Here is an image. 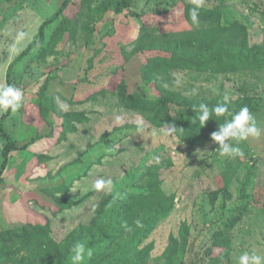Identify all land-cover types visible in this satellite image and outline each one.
Instances as JSON below:
<instances>
[{
	"label": "rangeland",
	"instance_id": "1",
	"mask_svg": "<svg viewBox=\"0 0 264 264\" xmlns=\"http://www.w3.org/2000/svg\"><path fill=\"white\" fill-rule=\"evenodd\" d=\"M64 1L0 0V87ZM121 1L139 17L118 14ZM192 7L73 0L17 64L25 103L5 123L21 149L0 182V264H70L75 243L92 250L106 230L120 237L100 264L264 257V134L240 144L243 158L220 157L211 134L230 117L191 123L199 104L214 108L228 94L231 112L247 106L264 127V0H204L198 27ZM154 51L168 58L147 61ZM204 60L209 68L196 66ZM4 146L0 138V167ZM99 178L113 185L95 191Z\"/></svg>",
	"mask_w": 264,
	"mask_h": 264
},
{
	"label": "clouds",
	"instance_id": "2",
	"mask_svg": "<svg viewBox=\"0 0 264 264\" xmlns=\"http://www.w3.org/2000/svg\"><path fill=\"white\" fill-rule=\"evenodd\" d=\"M203 3L204 0H192L193 7L189 11V16L194 27L199 26L200 9L203 7ZM230 101L231 96L225 94L222 101L214 108L210 109L204 103L199 104L198 109H193L196 115L192 118L191 123L202 129L209 120H214L213 117H225L227 114L230 118H226L222 124H218V130L211 134V140L218 145L216 152L220 157L243 158L244 151L240 144L249 138H259L264 134V127L258 125L255 116L247 106L241 107L238 112H231L229 110ZM24 103V94L20 88L15 85L0 87V112L17 113ZM168 126L170 130H175L174 126ZM112 185L113 180L111 178H99L93 183L92 189L95 191L106 190ZM135 224L137 227L142 226L139 220H136ZM124 227L131 231L126 223ZM71 253L70 264H83L86 256H92L91 248H88L83 242L75 243L71 248ZM237 264H264V257L243 251L237 258Z\"/></svg>",
	"mask_w": 264,
	"mask_h": 264
},
{
	"label": "trees",
	"instance_id": "3",
	"mask_svg": "<svg viewBox=\"0 0 264 264\" xmlns=\"http://www.w3.org/2000/svg\"><path fill=\"white\" fill-rule=\"evenodd\" d=\"M7 1H12V0H7ZM73 0H65L62 7L59 8L57 10V12L50 17L48 20H46L40 27L38 35L36 36V38L33 40V42H31L29 44V46L27 47L26 50H24L21 54H19V56H17L14 61L10 64L8 71H7V85H15L14 81H13V75H14V70L15 67L17 66L18 63H20L22 60H24V58H26L33 50H35L36 48H39L41 46H43L45 44L46 41V29L52 25L53 23H55L58 18L64 13L65 9L69 6V4L72 2ZM117 13L118 14H122L124 12L131 14L133 17H139V15L133 11H131V6L128 2L126 1H121L118 3L117 5ZM167 53H163V52H149L146 53V60L147 61H154L157 59H161V60H166L168 58ZM170 56V55H169ZM171 60H177V61H183V62H193L192 59H190L189 57L186 58H182V57H175L174 55H172V57H170ZM185 60V61H184ZM211 61L210 60H204L202 61V63L196 64V66L202 67V66H206V67H210L211 65ZM160 97L164 98L166 101H170L171 103L175 104L176 106H180V107H185L186 105L180 103L177 99H173L172 97H170L169 95H167L166 93L160 91L159 92ZM251 101V99H249ZM13 113L11 112H5L1 119H0V138L4 141L5 146H4V150H3V162L2 165L0 167V182L3 180L8 168H9V163L12 157V154L15 151L20 150L21 148L17 145V142L13 139V136L8 132L5 123L8 120V118L12 115ZM125 214L128 215L132 208L131 207H126L123 209ZM85 231H81L78 236L77 239L79 241L83 240V237L85 235ZM120 237V234H114L113 237H111L110 233L106 230L104 233H102L100 239H99V243L97 245H95L92 248V256L85 258L86 262L85 264H100L102 263L106 257L108 256L109 252L113 249L115 242H117V239ZM141 235L139 233H137L136 235H134L129 241H127V253L126 255H129V251H133L137 249V246L139 242H141ZM69 243H71V240L66 241L63 245H68ZM144 255L139 257V261H137V264H143L144 262ZM35 264V263H32Z\"/></svg>",
	"mask_w": 264,
	"mask_h": 264
}]
</instances>
